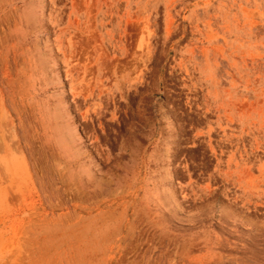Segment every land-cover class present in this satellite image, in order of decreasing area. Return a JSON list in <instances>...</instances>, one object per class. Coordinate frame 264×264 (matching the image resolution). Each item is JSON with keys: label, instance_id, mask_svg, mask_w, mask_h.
I'll use <instances>...</instances> for the list:
<instances>
[{"label": "rangeland", "instance_id": "obj_1", "mask_svg": "<svg viewBox=\"0 0 264 264\" xmlns=\"http://www.w3.org/2000/svg\"><path fill=\"white\" fill-rule=\"evenodd\" d=\"M234 263L264 264V0H0V264Z\"/></svg>", "mask_w": 264, "mask_h": 264}, {"label": "bare ground", "instance_id": "obj_2", "mask_svg": "<svg viewBox=\"0 0 264 264\" xmlns=\"http://www.w3.org/2000/svg\"><path fill=\"white\" fill-rule=\"evenodd\" d=\"M232 239H234V238H232ZM232 242V241H231ZM235 243V242H234ZM237 244V243H236ZM235 245V244H234ZM236 246V245H235ZM243 247V246H242ZM232 249V248H231ZM237 249V248H236ZM243 249V248H242ZM245 250V249H244ZM232 252H233V250H231ZM238 251V250H237ZM242 252H243V250H241ZM238 255V254H237ZM242 258H244V257H242ZM239 260V259H238ZM239 261H242V260H239ZM244 262V261H243ZM245 263H247V262H245ZM235 264V263H234ZM244 264V263H243Z\"/></svg>", "mask_w": 264, "mask_h": 264}]
</instances>
